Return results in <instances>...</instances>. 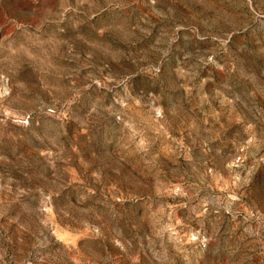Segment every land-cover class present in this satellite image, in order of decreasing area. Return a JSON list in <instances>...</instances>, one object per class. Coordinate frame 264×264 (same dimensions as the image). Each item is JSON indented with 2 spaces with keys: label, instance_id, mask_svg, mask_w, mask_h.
Segmentation results:
<instances>
[{
  "label": "rangeland",
  "instance_id": "rangeland-1",
  "mask_svg": "<svg viewBox=\"0 0 264 264\" xmlns=\"http://www.w3.org/2000/svg\"><path fill=\"white\" fill-rule=\"evenodd\" d=\"M0 264H264V0H0Z\"/></svg>",
  "mask_w": 264,
  "mask_h": 264
}]
</instances>
